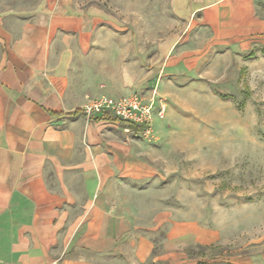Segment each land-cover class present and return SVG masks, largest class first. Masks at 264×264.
<instances>
[{
	"label": "crops",
	"instance_id": "1",
	"mask_svg": "<svg viewBox=\"0 0 264 264\" xmlns=\"http://www.w3.org/2000/svg\"><path fill=\"white\" fill-rule=\"evenodd\" d=\"M155 1L158 36L142 52L129 36L104 34L105 0H0V264H179L185 241L217 248L216 230L170 220L167 208L144 221L166 148L81 107L86 96L147 102L163 75L185 67L179 44L264 45V18L256 0ZM159 123L154 116L152 131ZM220 262L264 264V250Z\"/></svg>",
	"mask_w": 264,
	"mask_h": 264
},
{
	"label": "rangeland",
	"instance_id": "2",
	"mask_svg": "<svg viewBox=\"0 0 264 264\" xmlns=\"http://www.w3.org/2000/svg\"><path fill=\"white\" fill-rule=\"evenodd\" d=\"M132 3L129 7L127 0L120 5L105 0L103 32L129 36L143 52L145 40L158 36V3L151 0V12L145 11L144 0ZM255 5L264 18V0ZM195 40L179 44L185 67L163 75L156 91L155 100H162L165 111L144 140L166 148L167 169L160 171L165 178L160 188H147L143 195L152 208V217L144 221L167 208L170 220L216 230V249H189L187 241L178 248L179 264H212L264 250V45L240 50L235 45L206 47ZM151 46L155 49V43ZM167 227L153 234L156 249Z\"/></svg>",
	"mask_w": 264,
	"mask_h": 264
},
{
	"label": "built area",
	"instance_id": "3",
	"mask_svg": "<svg viewBox=\"0 0 264 264\" xmlns=\"http://www.w3.org/2000/svg\"><path fill=\"white\" fill-rule=\"evenodd\" d=\"M155 95L156 92H153L147 102L138 93L117 99L100 96L87 99L81 107V112L87 118L97 114H109L127 127L141 128L143 136L148 137L152 132L154 116L161 119L165 111L162 100L157 101L158 108L155 111L153 110Z\"/></svg>",
	"mask_w": 264,
	"mask_h": 264
},
{
	"label": "trees",
	"instance_id": "4",
	"mask_svg": "<svg viewBox=\"0 0 264 264\" xmlns=\"http://www.w3.org/2000/svg\"><path fill=\"white\" fill-rule=\"evenodd\" d=\"M264 55V50L261 52ZM197 264H211V263H207V262H198ZM212 264H229V263H225V262H217V263H212Z\"/></svg>",
	"mask_w": 264,
	"mask_h": 264
}]
</instances>
